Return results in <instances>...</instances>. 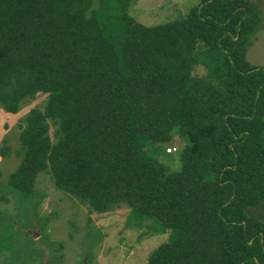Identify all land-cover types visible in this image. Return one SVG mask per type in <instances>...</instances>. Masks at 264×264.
<instances>
[{"label": "trees", "instance_id": "obj_1", "mask_svg": "<svg viewBox=\"0 0 264 264\" xmlns=\"http://www.w3.org/2000/svg\"><path fill=\"white\" fill-rule=\"evenodd\" d=\"M132 1L0 0V105L47 93L24 116L8 186L24 196L47 171L92 211L128 206V223L169 232L147 264H264L248 213L264 201V67L245 57L257 4L200 0L146 25ZM175 126L187 144L171 169L148 144Z\"/></svg>", "mask_w": 264, "mask_h": 264}, {"label": "rangeland", "instance_id": "obj_2", "mask_svg": "<svg viewBox=\"0 0 264 264\" xmlns=\"http://www.w3.org/2000/svg\"><path fill=\"white\" fill-rule=\"evenodd\" d=\"M199 1L133 0L127 12L136 21L154 25L185 17ZM249 1L257 4L259 21L245 57L264 67V0ZM204 72L202 65H193L192 73ZM46 97L42 91L26 97L16 112L0 105V264H147L151 251L168 240L169 232L151 233L147 228L151 220H144L140 227L128 223V206L92 211L59 190L47 171L38 173L32 191L24 196L8 186L10 173L20 162L19 131L24 116L31 107H42ZM48 122L53 133L55 126L50 118ZM186 144L175 126L168 141L152 142L148 148L157 161L177 169ZM248 213L264 225V201Z\"/></svg>", "mask_w": 264, "mask_h": 264}]
</instances>
